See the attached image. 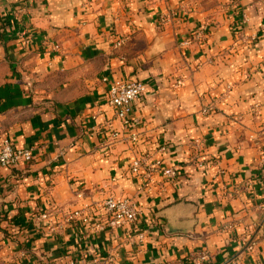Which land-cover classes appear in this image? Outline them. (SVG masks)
I'll return each instance as SVG.
<instances>
[{
  "label": "crops",
  "instance_id": "crops-1",
  "mask_svg": "<svg viewBox=\"0 0 264 264\" xmlns=\"http://www.w3.org/2000/svg\"><path fill=\"white\" fill-rule=\"evenodd\" d=\"M3 139L34 160L0 167V264H264V0H0ZM109 197L143 221L112 229Z\"/></svg>",
  "mask_w": 264,
  "mask_h": 264
},
{
  "label": "built area",
  "instance_id": "built-area-1",
  "mask_svg": "<svg viewBox=\"0 0 264 264\" xmlns=\"http://www.w3.org/2000/svg\"><path fill=\"white\" fill-rule=\"evenodd\" d=\"M45 48L53 51H59L60 47L49 41L44 42ZM232 87L226 86L222 98H226ZM147 88L142 82L131 81L128 83H114L107 92L108 105L115 111V117L118 120H124L130 114L133 106L144 95ZM131 142H137V137L133 136ZM164 151V149H162ZM34 160L33 151L30 149H16L8 139H3L0 145V167L14 168L18 165H27ZM130 171L134 175L142 176L149 184L155 176L161 173L170 181H174L178 176V170L166 168L160 162L150 163L146 157L136 158L130 165ZM98 208L103 212L109 226L112 229H122L124 227H133L144 219V214L140 209L138 202L129 198L109 197L105 199ZM93 210L91 208L75 212L72 216L80 218L83 224H87ZM46 218V216H44ZM137 241L144 242L145 233L137 235ZM207 254L203 253L200 257L202 261L207 260Z\"/></svg>",
  "mask_w": 264,
  "mask_h": 264
},
{
  "label": "rangeland",
  "instance_id": "rangeland-1",
  "mask_svg": "<svg viewBox=\"0 0 264 264\" xmlns=\"http://www.w3.org/2000/svg\"><path fill=\"white\" fill-rule=\"evenodd\" d=\"M232 90V89H231ZM222 96V95H221Z\"/></svg>",
  "mask_w": 264,
  "mask_h": 264
}]
</instances>
